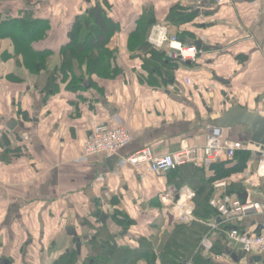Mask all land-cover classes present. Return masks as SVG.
Here are the masks:
<instances>
[{
  "label": "crops",
  "instance_id": "0c3cea01",
  "mask_svg": "<svg viewBox=\"0 0 264 264\" xmlns=\"http://www.w3.org/2000/svg\"><path fill=\"white\" fill-rule=\"evenodd\" d=\"M83 1L0 0V17L1 20L16 18L27 6L36 9L37 16L52 21L50 37L44 45L58 51L68 41L69 26L82 13L79 7ZM85 1L92 7L100 2ZM111 1L112 15L118 20L120 30L107 48L119 52L120 72L108 79L95 77V86L91 83L82 84L81 89L70 88L73 74L68 72L66 78L60 74L59 91L46 93L41 87L45 72L39 76L29 73L19 65L15 55L4 59L2 54L12 53L13 44L10 39H0V261L7 257L24 261L18 247L23 242L31 245L29 235L43 236L42 242L47 244L59 239L67 227L79 230L76 223L80 221L82 226L84 218L93 219L99 210L116 213V218L127 220V224L129 220L134 221L127 234L122 233L126 241L119 240L133 250L138 248L137 240H151L152 244L158 241L150 237L160 222L164 234L162 244L177 225H183L165 224L159 195L168 187L178 185L177 180L182 186L196 183L198 179L194 182L187 174L193 167L182 166L175 176L167 173L143 177L132 166L112 174L105 154L78 161L82 143L95 124L111 122L114 117L123 121L132 140L122 149V155L144 147H151L156 154H165L184 145L204 144L209 120L221 116L235 104L251 111L264 108V0ZM178 4L192 6L193 12L198 13L196 19L182 25L170 23L168 13ZM141 18L155 21L148 24L144 37L152 24L167 23L175 33L193 32L195 40L203 42L204 52L194 62H181L175 78L166 85L164 79H156L154 83L162 86L149 84L143 80L148 75L142 69L143 52L128 49L129 35ZM195 23L200 26L190 30V24ZM61 63L56 53L50 58L49 67H59ZM217 76L230 80L229 84H223L229 86L228 91L227 88L226 92L223 88L215 90L220 84ZM186 77L192 78L193 85L186 84ZM203 84H213L214 91L208 92V97L201 91ZM211 87L208 85L205 89ZM224 134L231 140L251 142V134L242 126L224 129ZM100 175L106 177L105 181L97 180ZM250 179L256 182L255 198L264 200V190L260 188L263 181L255 175H245L244 181ZM194 204L196 209V197ZM197 223L204 225L198 219L187 224L188 230L194 229ZM260 224L264 225V220L250 219L244 223L253 231ZM108 226L116 231L122 225L112 217ZM139 231H144V236L139 237ZM190 232L196 238L194 231ZM201 232V236L206 233L204 228ZM32 244L33 250L41 248L37 241ZM189 245L193 246L194 242ZM180 251L181 256H187L186 250ZM191 251L192 247L188 255ZM87 253H83L84 258ZM135 264L147 263L141 259Z\"/></svg>",
  "mask_w": 264,
  "mask_h": 264
},
{
  "label": "trees",
  "instance_id": "16d2710c",
  "mask_svg": "<svg viewBox=\"0 0 264 264\" xmlns=\"http://www.w3.org/2000/svg\"><path fill=\"white\" fill-rule=\"evenodd\" d=\"M36 11V9L27 6L16 18L1 20L0 17V39H10L13 44L12 53L2 54L4 59L15 55L19 65L29 73L39 76L45 72L44 83L41 86L44 92L51 94L59 91L60 74L66 78L68 72L73 74L69 85L72 89H77V86L78 89H81L88 83L95 86V77L108 79L119 74L120 69L117 67L119 52L110 50L107 45L115 33L120 30V24L112 15V9H109L108 5L98 2L84 14L76 15L68 29V41L58 51L44 45L50 37L52 21L49 18L37 16ZM168 14L167 19L175 25L188 24L198 16L197 12H193L192 6L181 4L172 6ZM151 22L155 21L144 18L138 21L136 29L129 35L128 49L139 50L144 54L142 69L147 71L148 75L145 79L142 77L143 80L154 85L157 82L156 79H164L163 82L166 85L167 82L175 78L183 61L171 59L165 52L154 48L148 42L146 43L144 34ZM190 26V30H193L200 24L195 23ZM178 35L179 38H183V43L188 45H194L199 41L195 40V34L189 30L182 31ZM56 53L60 55L62 63L59 67L50 68V58ZM154 86H162V83ZM253 160V155L249 150H238L232 159L216 162L208 169L190 165L193 167L189 171L190 173H187L191 177L190 180L196 182L198 179L194 183L195 185L188 182L196 193L195 215L204 225L197 223L198 227L195 226L190 230H188L187 224L177 225L172 234L169 233L167 238H164L165 242L160 247V251L164 255V264H186V258H194V262L197 264L200 262L201 264H210L209 259L212 260L211 264H224L214 261L210 256H205L201 251L195 254L204 234L203 232L201 236L202 229L204 228L206 232L208 230L204 222L217 217V212L210 206L209 201L215 195V183L223 180L228 181L226 188L228 193L241 196L246 189V181L241 174L248 167H252ZM178 170L179 168L171 171V175L175 176ZM172 179V182H176L175 178ZM178 181L180 182L177 180L178 185L175 186L181 188L182 185ZM114 201L117 202L118 199H114ZM84 220V228H86L84 237L89 247L87 256L80 260L76 250H67L52 264H135L141 259L145 260L147 264H155L157 255L153 251L154 244L151 240H137L138 248L133 250L129 244L119 242L117 231L111 230L107 223L100 224L94 218L91 220L84 218ZM115 220L121 225L127 224V220L122 221L116 217ZM131 224H134L133 220H129L127 225ZM190 231H194L196 238ZM119 233L122 234L121 230ZM191 242L197 246H190ZM227 246L226 237L219 236L215 240L213 252H223ZM191 247L192 251L188 255ZM180 250H186L187 256H181ZM171 255L174 258L169 257ZM13 264H17L16 260H13Z\"/></svg>",
  "mask_w": 264,
  "mask_h": 264
},
{
  "label": "built area",
  "instance_id": "2783aa9c",
  "mask_svg": "<svg viewBox=\"0 0 264 264\" xmlns=\"http://www.w3.org/2000/svg\"><path fill=\"white\" fill-rule=\"evenodd\" d=\"M214 1L222 3L227 0ZM145 40L154 48L166 52L174 60L194 62L203 53V48L183 43L178 33L173 32L167 23L152 24L146 32ZM185 82L187 85H193L190 77H186ZM260 111L264 114V108ZM113 119L111 122L97 123L93 126L82 143L78 161H87L95 154L107 156L117 154L119 161L116 170L111 172L112 174H116L117 171L127 166H132L145 177L147 174L160 176L168 170L173 171L185 165L208 168L216 162L232 159L238 150H249L259 159L255 176L262 181L264 179V147L251 142L246 144L228 139L224 134V129L210 126L204 144L184 145L175 152L156 154L151 147H144L131 154L122 155L121 151L130 144L132 135L119 117ZM105 179L104 175L97 178L100 182ZM227 186L228 181L226 180L219 181L214 185L217 193L211 197L209 203L216 210L217 217L204 222L208 230L202 237L195 254L201 251L216 262L235 264L232 255L226 251L213 252L215 240L219 236H225L228 246L232 247L235 253L244 255V258L251 259L257 255L264 257V230L258 232L256 228L253 231L244 225L247 219L254 218L256 220L255 217L264 215V200L255 198V195L258 194L256 182L251 179L246 181L244 191L247 193L246 199L237 194L228 193ZM159 196L163 209L171 214L174 222L190 224L198 220L194 204L196 193L191 187L178 188L173 185L161 191ZM218 217L220 221H217ZM186 264H194V258L188 259ZM255 264H264V258Z\"/></svg>",
  "mask_w": 264,
  "mask_h": 264
},
{
  "label": "rangeland",
  "instance_id": "374dc122",
  "mask_svg": "<svg viewBox=\"0 0 264 264\" xmlns=\"http://www.w3.org/2000/svg\"><path fill=\"white\" fill-rule=\"evenodd\" d=\"M100 2H102L103 4L106 3L108 6H109V9H112V4H113V1L111 0H100ZM80 9H82V13L81 14H84L85 11H87L88 9L87 8H92V5L88 6L87 2L84 0L82 3H81V6L79 7ZM85 9V10H84ZM113 12V11H111ZM116 16V15H115ZM147 43V41H146ZM206 51V50H205ZM204 52V50H203ZM118 57H119V60H120V54L118 53ZM188 61V60H186ZM184 62V61H183ZM114 66V65H113ZM89 84V83H88ZM90 85V84H89ZM208 85H211V89L208 88V90L205 89L206 86ZM203 88H201V91L203 92L204 95H206L208 97V92L210 93L211 90L214 91V87H213V84H203L202 86ZM220 88H223V90H225L226 92V88H227V91L229 90V86L227 87V85H223V84H217V87L215 90H220ZM199 88L197 87V90ZM205 97V98H207ZM252 154V153H251ZM253 155V154H252ZM253 159L255 160L256 159V163L254 162L253 160V164H252V167H248L244 172L243 174H241V176L246 177L247 176H251V175H255L257 173V167H258V162H259V159H258V156L257 158L256 157H253ZM205 169H208L206 167H204ZM161 176V175H160ZM161 208V211L163 212V215L165 217V224H167V226H169L170 224H172L173 226L176 225L172 219V216L171 214L167 211V210H164L163 209V206H160ZM87 218L89 220H91L90 216H87ZM256 219H259L261 221L264 220V215L262 216H258V217H255ZM254 220V218H249L246 220L249 221V220ZM84 220V219H83ZM82 220V221H83ZM109 222H111V219H109ZM161 222L159 223V225L157 226V228L154 229V233L153 235H151L150 239L154 238L156 240H158L155 244H154V248L156 251V255H157V259H156V262L155 264H164L163 262V258L162 256H164L162 253L160 254V247L162 245V241H163V237H164V234H162V229H160V225ZM178 224H183V223H178ZM77 227L79 230H81V224H80V221H78L76 223ZM129 228V225H122L120 230L123 234H127V230ZM86 228H82V234L85 232ZM44 231V230H43ZM117 231V235H118V239L121 241V239L123 241H126V236H124L123 234L119 233V230H116ZM144 231H139L138 236L141 237V236H144ZM67 232H65L64 230V233H62L60 236L59 239H55L54 241H48L49 243H43L42 240L44 239L43 236H39V235H29L28 238H30L32 240V243L34 241H37L38 242V245L39 247H41L40 249H36V250H33L31 248L32 244L30 242L31 245L29 244H26V242L18 247V252L24 256V261H21V260H16V262L18 264H52L54 260L58 259L57 256L63 252V251H67L69 249H75L76 250V241L71 237V238H67V234H65ZM157 235V236H156ZM146 237V236H145ZM70 241H72V243H70ZM61 242V243H60ZM237 247V246H236ZM34 248V246H33ZM81 249L84 251L83 253H86V250H85V245L82 244V247ZM31 252V253H30ZM171 254H173L174 252H170ZM160 254V255H159ZM162 255V256H161ZM161 256V257H160ZM39 257V258H38ZM169 257H172L174 258L172 255L169 256ZM171 260V259H170ZM186 261H188V259H186ZM244 261V262H242ZM220 263V262H219ZM240 264H250V262H248V259L246 258H243L241 260V263Z\"/></svg>",
  "mask_w": 264,
  "mask_h": 264
},
{
  "label": "water",
  "instance_id": "95a60500",
  "mask_svg": "<svg viewBox=\"0 0 264 264\" xmlns=\"http://www.w3.org/2000/svg\"><path fill=\"white\" fill-rule=\"evenodd\" d=\"M93 11V10H92ZM91 11V12H92ZM183 40V38H181ZM196 46L198 48H202L203 42L201 40L196 42ZM181 58V57H180ZM216 81L221 82L223 84H229L230 80L226 77H216ZM89 87V85H88ZM204 104H206V101H204ZM212 111V110H211ZM209 125L220 128V129H230L235 128L237 126H242L244 131L249 132L251 134V142L255 143L257 146H263L264 147V114L261 113L260 109L251 111L247 107H243L240 104L233 105L230 109L225 111L221 116L210 119ZM12 127V126H11ZM119 161V155L115 154L112 156H108L106 162L108 164V167L110 171H114L116 168V164ZM166 173H171L170 170H168ZM261 189L264 190V180L262 186H260ZM241 197L243 199L247 198V193L243 192L241 194ZM100 205H103V202H99ZM96 216L100 217V221L105 222L108 218V215L105 213L98 212L96 213ZM217 221H220V218H217ZM255 223V222H254ZM76 230L75 227H68L67 230L69 234H71V230ZM264 230V225L260 224L257 227V231L261 232ZM77 247L80 251L81 245L80 242L77 244ZM226 252L232 255V258L235 262L239 263L241 261L242 255L239 253H235L233 251L232 247H227ZM264 257L261 255L253 256L250 259V262H256L259 263ZM0 264H8V260L6 258L2 259V262Z\"/></svg>",
  "mask_w": 264,
  "mask_h": 264
},
{
  "label": "flooded vegetation",
  "instance_id": "af4514ba",
  "mask_svg": "<svg viewBox=\"0 0 264 264\" xmlns=\"http://www.w3.org/2000/svg\"><path fill=\"white\" fill-rule=\"evenodd\" d=\"M102 209V208H101ZM103 210H99V211H97V212H95L94 213V215H93V218L95 217L98 221H99V223L100 224H108L109 223V219H112V217L113 218H115V217H118V215L116 214V213H112V212H102ZM98 212H101V213H105V214H107L108 215V218L106 219V221L105 222H102V221H100V217L99 216H96V213H98ZM92 217V216H91ZM85 221V220H84ZM83 222V221H82ZM85 224H84V222L82 223V228H84L85 226H84ZM68 228V227H67ZM67 230V229H66ZM69 230H71V234H69V232H68V230H67V234H68V237L69 238H73L75 241H76V245L80 242V245H81V247H82V244H84L85 245V250L88 252L89 251V247H88V245L86 244V238L84 237V233L82 234V232L83 231H81V233H80V231L79 230H74V229H69ZM70 243H72V241H70ZM69 250H71V251H74L75 249H69ZM76 251H77V254H78V257H79V259L80 260H83L84 259V257H83V250L82 249H80V251H79V249H78V247H76ZM87 256V255H86ZM7 260H8V264H13V260H15L14 258H12V257H7L6 258ZM2 262V260L0 261V263Z\"/></svg>",
  "mask_w": 264,
  "mask_h": 264
}]
</instances>
